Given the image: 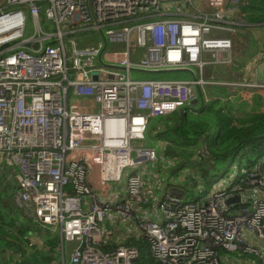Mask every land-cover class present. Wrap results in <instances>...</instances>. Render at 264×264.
I'll use <instances>...</instances> for the list:
<instances>
[{"label": "built area", "instance_id": "1", "mask_svg": "<svg viewBox=\"0 0 264 264\" xmlns=\"http://www.w3.org/2000/svg\"><path fill=\"white\" fill-rule=\"evenodd\" d=\"M246 1L0 0V153L11 165L0 177L17 184L13 201L34 227L33 245L37 236L48 253L59 229L61 253L73 246L69 264H135L138 249L101 228L112 219L161 264H222L218 249L263 255L247 235L264 242V198L231 213L226 202L246 189L264 196V162L190 203L166 193L152 205L147 178L161 172L124 174L158 161L160 146L135 147L151 122L198 99L207 67L233 62L226 33ZM28 17L36 32L25 38ZM191 68L201 78L140 76Z\"/></svg>", "mask_w": 264, "mask_h": 264}, {"label": "trees", "instance_id": "2", "mask_svg": "<svg viewBox=\"0 0 264 264\" xmlns=\"http://www.w3.org/2000/svg\"><path fill=\"white\" fill-rule=\"evenodd\" d=\"M236 11L248 24L264 30V0H247ZM168 74V71H164L156 74L158 76L151 74H140V76L169 79L165 77ZM220 100L221 98L215 99L213 103ZM213 103L203 107L206 109L203 113H208L211 116L214 121L213 125L207 120L208 118L203 117V114L195 118L194 116L190 117L187 112V115L176 118L173 123L160 121L161 123L150 126L153 130L151 134L155 133L157 140L170 144L165 151L168 156L181 155L184 151L181 149L183 146L192 147L191 154L207 148L209 157L201 163H197L196 159L193 160L187 151L184 154L188 153L189 161L197 169L196 175H191L189 180L196 181L195 187L203 185L210 187V190L216 183L217 163L228 160L230 164L237 163L238 167L246 172L264 157V111L261 110V106H264V97L257 95L254 103L256 109L252 114H243L245 116L238 114V110L233 104L218 108L214 107ZM160 124H165L166 127L160 129ZM213 127H215V131H212ZM182 167L179 164L176 169ZM1 181L2 178H0V183ZM6 192H11V197H13L16 194V188H9L4 193H0V261H4L5 264H55L59 262L62 259L60 237L54 235L45 241L46 247L49 248L48 253L41 251L39 245H33L31 234H33L34 227L31 225V221L26 218L23 220L24 217L19 212L20 210L13 207L12 201L4 199ZM208 194L209 192L204 193L203 197L197 201ZM4 201L8 203L3 204ZM241 207L246 206L239 204L235 209ZM123 243L127 247L138 249L139 258L135 264H161L153 259L149 244L144 239L136 238L132 234ZM117 247V244H113L103 247V250L111 251ZM226 253L227 251L218 249L222 263L224 261L222 257ZM246 255L249 258L251 256L256 258L254 255Z\"/></svg>", "mask_w": 264, "mask_h": 264}, {"label": "rangeland", "instance_id": "3", "mask_svg": "<svg viewBox=\"0 0 264 264\" xmlns=\"http://www.w3.org/2000/svg\"><path fill=\"white\" fill-rule=\"evenodd\" d=\"M233 17H234V22L238 23V26L235 28V30L228 31L226 33V35L230 37L233 43V62L230 65H226V66L211 65L207 67L203 79L205 83H210L209 85L206 84V86L202 90L203 98L209 104L213 103L215 99L221 98L219 102L213 103L214 107H218V108L224 105H230L232 103H235L234 100L231 99L229 101L227 99V94L225 97L222 96L225 95L226 91L233 90V88H235L227 85H240L245 83V81H249L250 79L252 80V78L254 79L264 78V76L262 75L264 74V30L255 27L254 25L248 24V22L244 18H242L237 13V11H236V15H234ZM41 21H43V17L41 18ZM26 31L27 34L25 38L32 37L36 32L34 20H32L30 17L27 18ZM77 38H82V36H78ZM100 40H101L100 38H97V41ZM193 75H195L198 79L201 78L199 71L196 70L195 68H191L189 72L169 71V74L166 75L165 77L169 79L187 80L192 78ZM250 76L252 77L250 78ZM187 107L189 106H186V108ZM179 113H181V111L172 114V117L175 119L181 117ZM203 117L208 118L207 120L212 125L214 124V121L212 120L211 116L208 113H205ZM164 119L165 117L162 118V120ZM158 122L159 119L157 120L155 119L154 121H152V125H155ZM152 131H153L152 128L151 130L149 128L146 142L136 143L135 147H141V148L154 147L155 142L150 139L153 136L151 134ZM212 131H215V127L212 128ZM184 147H185L184 151L186 150L190 154L192 148L188 146H184ZM184 151L179 156L171 157L166 155V153L162 149L158 150L157 152L158 161L155 164L144 163L134 168L126 169L124 174L129 175L132 171L135 170L138 171L144 170L145 172L159 171L161 173H165L166 175L168 173L169 180L166 183L168 192L178 188L180 192H183L184 194L186 193V196L184 195V197H182V200L186 203H190V202H196L199 198L203 197L204 193L206 192L207 193L209 192L210 194L214 185H218L219 183H221L222 185H229L231 183H236V181H232L231 179H235V177H237L240 172H243V170L238 167L237 163L230 164L228 160H225L216 164L217 165L216 177H215L216 183L211 187V190L210 187H205L203 185H198L197 187H195L196 181L192 179L189 180V178L191 175H196L197 169L194 167V164L191 161H189L187 157L188 153L185 155ZM0 155L2 157L0 158V169L4 168L5 171L9 173V170L11 168V165L8 163L9 156H5L2 153H0ZM198 162L200 161L197 160V163ZM179 164L180 166H183V168L176 169ZM225 170H227L226 172L227 174H225ZM125 175L120 183V190L123 193L126 188ZM0 176H2L1 172H0ZM4 177L5 178L2 179L0 183V193H4L7 189L9 190V188H13L10 187V185L15 184L13 180L9 182L6 179L7 175ZM6 193L7 194H4V199L6 201L11 200L13 207L17 209L18 207L13 203L14 195L13 197H11V192H6ZM148 197L151 199V203L153 205L154 204L153 197L150 195H148ZM6 201H4L3 204H7L8 202ZM19 212L24 217L22 211L20 210ZM142 213L143 210H141L140 214ZM13 214L15 215L14 212ZM25 218L26 217L22 219L24 220ZM154 218H155L154 216H148V219H154ZM26 220L28 219L26 218ZM101 228L112 229L113 231L123 234L125 238L132 236V234L134 233L132 229H128L126 225H122L120 222L113 223L112 219L105 221L103 224H101ZM55 235L60 236L59 229L56 230ZM36 238L37 236L34 237L35 243L37 244L41 243V240H37ZM121 238L122 237L118 238L117 240L118 243L123 242V239ZM72 247L73 246L71 244L64 245L62 256L64 257L65 264H69L70 256L68 251L71 250ZM262 250H263V255L260 257L257 256L256 258H253L252 256L251 258H249L243 252H234V253L227 252L225 256L222 257V259L225 258L229 259L231 261V264H246L247 259H255V260H247L249 264H264V246ZM3 262L4 261L1 260L0 264L1 263L3 264Z\"/></svg>", "mask_w": 264, "mask_h": 264}, {"label": "crops", "instance_id": "4", "mask_svg": "<svg viewBox=\"0 0 264 264\" xmlns=\"http://www.w3.org/2000/svg\"><path fill=\"white\" fill-rule=\"evenodd\" d=\"M262 75L264 76V74H262ZM251 77L252 76H250V78ZM209 84L210 83H207V85H209ZM256 84L264 86V78H262V79H254V78H252V80L250 79L249 81H245V83L240 84V85H227V86H232V87H235V88H233V90L226 91L225 95H222V96L225 97L226 94H227V99L229 101L231 99L234 100L235 103H232V104L235 106V109L238 110V114H241V115H243V114H246V115L252 114L253 111L256 109V104H254L255 103V97L257 95H260V96L264 97V88L262 90H260V89H255V88L251 87V85H256ZM202 95H203L202 94V90H200V91L198 90V92H197L198 103L195 104V105L191 104L189 106L190 108L187 107V108L183 109V110H186L188 112L189 116L192 115L195 118H198L200 116V114H203V115L205 114L203 112L206 109H203V107H204V105H208L209 103H207V101L203 98ZM261 110L264 111V106H261ZM180 111H182V110H180ZM179 114H180V116H184L182 114V112L179 113ZM243 116H245V115H243ZM158 119H162V118H158ZM174 120H175V118H173L172 115H171V116L165 117L164 120H159L158 123H161L160 121H166L165 123H173ZM150 126H152V122H151ZM159 127H160V129H163L166 126H165V124H160ZM149 128H151V127H149ZM156 133H158V132H156ZM155 137H156V135H155V133H153V136L150 139L155 142L156 146L157 145L160 146L161 149L165 152L167 147L170 146V144L162 142L160 140H157ZM154 139H156V140H154ZM184 148L185 147L183 146L181 149L183 150ZM191 151H192V149H191ZM198 152H200V151H198ZM198 152H196L195 154H191V152H190V156L192 157L193 160H194V156L198 155ZM166 155H167V153H166ZM197 160L200 161L198 163H201L203 161L200 157H197L196 161ZM262 162H264V157H262L258 161V163L255 164L254 167L258 166ZM194 167H195V165H194ZM226 172H227V170H225V173ZM242 174H243V176H242ZM1 178L4 179L5 177H1ZM6 179H7V177H6ZM243 179H245L244 170H243V172H240L238 174V176L235 177V179H231V180L232 181H236V183H237L239 181H242ZM7 180L9 181V178ZM168 180H169L168 173H167V175L165 173H160V174L158 173L156 177L155 176H151V177L147 178V195H150V196H154L155 195V199H157V198L159 199L163 194L171 193V194H173L175 196H178V197H180L182 199V197H184L185 194L183 192H180L178 190V188L173 189L172 191L168 192L167 186H166V183L168 182ZM219 185L222 186V187L228 186V185H222L221 183H219ZM10 187L16 188L17 184L15 183L13 185H10ZM240 197H241V202L238 203V204H234V205L230 206L229 211H228L229 213L235 211L236 210L235 207L237 205H239V204H245V206L247 208H251V207L254 206V204L258 200L264 198V196L262 194H259V193H257L256 190H252V189H249V190L246 189L244 192H242ZM247 239H249L253 244L255 243L254 245L259 247V248H263V246H264V242L256 240L251 235L250 236L247 235ZM256 244H258V245H256ZM247 260H246V264H249ZM223 264H231V261L229 259H224Z\"/></svg>", "mask_w": 264, "mask_h": 264}, {"label": "water", "instance_id": "5", "mask_svg": "<svg viewBox=\"0 0 264 264\" xmlns=\"http://www.w3.org/2000/svg\"><path fill=\"white\" fill-rule=\"evenodd\" d=\"M94 77L96 78V74L94 75ZM199 91H200V90H199ZM197 103H198V99L194 100V101L192 102V105H195V104H197ZM181 112H182L183 115H187V111H186V110H182ZM197 157H200V155L194 156V159H196ZM240 202H241V197H240V195H236V196H234V197L228 199L226 203H227L228 206H232V205H234V204H238V203H240Z\"/></svg>", "mask_w": 264, "mask_h": 264}, {"label": "bare ground", "instance_id": "6", "mask_svg": "<svg viewBox=\"0 0 264 264\" xmlns=\"http://www.w3.org/2000/svg\"><path fill=\"white\" fill-rule=\"evenodd\" d=\"M245 179H246V176H245Z\"/></svg>", "mask_w": 264, "mask_h": 264}]
</instances>
